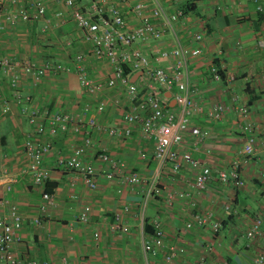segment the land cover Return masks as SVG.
Here are the masks:
<instances>
[{
	"label": "crops",
	"instance_id": "1",
	"mask_svg": "<svg viewBox=\"0 0 264 264\" xmlns=\"http://www.w3.org/2000/svg\"><path fill=\"white\" fill-rule=\"evenodd\" d=\"M37 1L46 7L43 18L5 24L0 35V220L11 223L14 208L22 219L10 253L19 262L35 260L37 264H254L264 254V0H199L194 11L184 7L195 0L99 4L108 18L117 10L130 32L143 25L136 9L142 2L144 15L163 32L158 40L148 36L136 41L125 54L129 59L122 66L124 76L133 83L141 72L133 83L138 87L136 97L127 84H110L116 66L94 57L93 44L70 8L59 0ZM82 1L86 7L93 2ZM158 9L166 15L184 10L185 15L169 27L163 16H154ZM198 35L200 42L195 40ZM198 46L202 54L187 60L182 80L200 107L190 113V125L207 136L199 140L188 132L177 149L212 168L203 192L194 188L198 171L187 164L178 174L171 171V164L161 168L153 157L154 140L144 136L141 123L125 120L127 114L150 115L142 107L148 80L141 70L131 69L135 52L146 57L152 69L163 67L171 74L179 59L161 60L160 55ZM78 56L84 57L93 91L81 84ZM4 61L12 68H4ZM25 64L62 65L69 71H50L37 79L23 71ZM214 67L221 73V82L213 79ZM172 95L165 92L170 110L178 112ZM100 105L102 111H98ZM216 106L223 111L213 120L209 114ZM242 108L247 114L240 112ZM33 114L37 125L29 121ZM92 114L97 123L89 128L85 121ZM58 115L69 116L72 124L81 126L80 131L52 135L49 121ZM38 125L45 126V132L37 133ZM125 130H131V135L119 134ZM29 136L51 147L43 161L48 172L43 185L36 184L30 171L32 160L24 148ZM251 138L255 152L247 156L243 152ZM78 149L83 150V163L98 173L96 188L83 175L57 166L60 157H70ZM101 154L120 165L121 177H107L112 164L102 162ZM234 163L240 166L243 184L239 187L216 179ZM133 172L141 177L140 184L127 181ZM185 193L190 196L183 197ZM45 194L50 200L44 199ZM86 208L89 221L84 223L80 216ZM257 219L262 220L261 236L249 240L246 233ZM157 223L166 233L167 245L177 251L173 261L166 260L167 248L156 255L144 253V243L151 240ZM124 226L129 232L121 231ZM0 264L8 263L0 260Z\"/></svg>",
	"mask_w": 264,
	"mask_h": 264
},
{
	"label": "built area",
	"instance_id": "2",
	"mask_svg": "<svg viewBox=\"0 0 264 264\" xmlns=\"http://www.w3.org/2000/svg\"><path fill=\"white\" fill-rule=\"evenodd\" d=\"M59 1H62L66 7L71 9L72 17L78 27L85 32L87 39L92 42V54L94 57L98 60H109L116 66L115 76L111 79L110 84L115 85L117 82L127 84L131 96L136 97L138 94V87L131 83L129 78L124 76L122 70V66L125 63L124 61L129 59V56L125 54H127V51L134 49L136 41L145 40L148 36L158 40L163 34V32L154 26L150 19L144 15L146 6L142 2L138 3L136 6L138 14L143 18L142 27L127 32L124 27V19L117 10L113 9V17L108 18L104 15V10L99 9L98 5H106L107 0H93L88 7L83 4L82 0ZM30 8L33 10L30 11ZM45 14L46 7L41 1L31 0L23 3L21 0H0V35L4 30L5 24H15L18 21L30 22L43 18ZM153 14L156 17L163 16L169 27L178 23L185 15L182 10L172 15H166L162 9L155 10ZM59 16H61V13ZM201 39L202 36L200 35L195 37L197 42H200ZM262 43H264V41H262ZM201 54L202 49L199 46L193 49L181 47L175 49L171 54L163 52L160 55L161 60L170 57L179 59L173 67L174 71L169 74L163 67L152 69L150 61L146 57L141 56L138 52H135V62L132 63L131 69L133 72L141 70L148 80L147 99L142 107L147 109L150 115L145 118L137 114H127L125 116V120L128 122L141 123L144 136L147 139L154 140L153 157L159 162L161 168L166 164H171V171L174 174H178L181 172L183 165L187 164L194 171H198L194 181V188L198 192H203L207 189L213 175L212 168L196 158L192 153L181 154L177 148L184 142V135L188 132L199 140L207 136V133L203 129L190 125V113L193 109H198L200 107L193 101V98L189 96L188 87L182 80L187 60L189 58H197L201 56ZM83 62L84 57L78 56L76 71L79 74L82 86L89 91H93L94 88L91 85L87 72H85ZM2 64L6 69L12 68V65L7 61L2 62ZM23 71L39 79L47 74V72H65L69 71V68L62 65H57L55 68H51L50 66L39 68L32 64H25L23 66ZM211 72L216 82H221L223 80L217 68H212ZM232 80L233 78L231 81ZM165 92L173 94L174 101L179 107L178 112L170 110L169 101L165 97ZM103 108L104 106L100 105L98 111H102ZM222 111V106H216L210 112L209 117L213 120L218 119ZM240 112L242 114H247L246 108H242ZM29 121L32 125L38 124L35 114L30 117ZM96 123V118L93 114L85 121L86 126L89 128L96 127ZM38 126L37 133L41 134L45 132V126ZM80 128L81 126L71 123L69 116L58 115L54 116L49 121L48 132L55 135L58 131L67 132L70 129L80 131ZM111 132L113 134L118 133L116 131ZM119 134L125 137L130 136L131 130H125ZM24 148L26 154L32 160L30 171L34 175L36 184L43 185L48 178V172L47 169L43 167V161L45 156L50 153V145L36 142L32 136H29L25 140ZM254 152V138H251L250 143L243 153L247 156H252ZM82 154L83 150L78 149L75 150L70 157H60L57 160V166L65 172H75L83 175L87 184L91 188H96L98 173L93 166H86L83 163L81 160ZM100 160L112 164L113 169L107 175L109 179L116 180L123 175L120 172V165L112 161L109 155L101 154ZM126 179L131 184H140L142 182L141 177L135 172L131 173ZM216 179L222 184H230L234 187H239L243 184L240 166L237 163H234L230 170L220 171ZM182 196L188 197L190 194L185 193L182 194ZM44 199L48 201L50 200V196L45 194ZM227 209L231 210V206H228ZM88 213L89 209L86 208L85 212L80 216L81 222L86 223L89 221ZM11 214V223L0 220V260L8 264H37L35 260L19 262L10 253V246L15 239L16 230H18L22 224V219L15 208L12 210ZM120 220V216H117V224L120 223ZM198 220L200 224L203 223L201 218H198ZM35 222L38 224L39 220ZM261 225V219L255 220L247 231L246 237L249 240H255L261 236ZM188 227L190 228L192 226L188 225ZM121 231L127 233L129 232V228L124 226L121 228ZM166 238L165 231L161 228V225L157 223L156 231L151 237V240L144 243L143 250L145 255H156L158 250L167 248L166 260L173 261L177 256V251L173 247L167 245ZM254 264H264V254L258 256Z\"/></svg>",
	"mask_w": 264,
	"mask_h": 264
},
{
	"label": "trees",
	"instance_id": "3",
	"mask_svg": "<svg viewBox=\"0 0 264 264\" xmlns=\"http://www.w3.org/2000/svg\"><path fill=\"white\" fill-rule=\"evenodd\" d=\"M196 1H199V0H195V1H193V2H189L188 4H186L185 7H184V10H185V11H186V10H189V11L192 10V11H194V10H195V7H196V6H195V5H196V4H195ZM184 10H183V11H184ZM185 11H184V13H185Z\"/></svg>",
	"mask_w": 264,
	"mask_h": 264
},
{
	"label": "water",
	"instance_id": "4",
	"mask_svg": "<svg viewBox=\"0 0 264 264\" xmlns=\"http://www.w3.org/2000/svg\"><path fill=\"white\" fill-rule=\"evenodd\" d=\"M140 76H141V72L135 74V76H134L133 79H132V82H133V83L136 82V80H137ZM167 96H168V97H171L170 94H168ZM173 104H175V101H174Z\"/></svg>",
	"mask_w": 264,
	"mask_h": 264
}]
</instances>
